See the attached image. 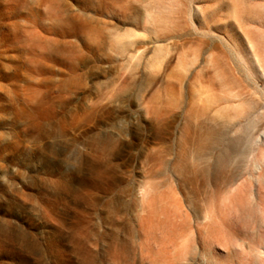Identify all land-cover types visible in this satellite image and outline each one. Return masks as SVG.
I'll list each match as a JSON object with an SVG mask.
<instances>
[{
  "label": "rangeland",
  "instance_id": "1",
  "mask_svg": "<svg viewBox=\"0 0 264 264\" xmlns=\"http://www.w3.org/2000/svg\"><path fill=\"white\" fill-rule=\"evenodd\" d=\"M0 264H264V0H0Z\"/></svg>",
  "mask_w": 264,
  "mask_h": 264
}]
</instances>
